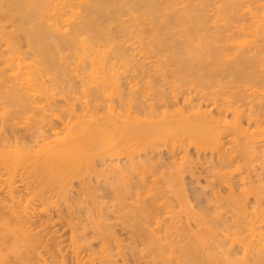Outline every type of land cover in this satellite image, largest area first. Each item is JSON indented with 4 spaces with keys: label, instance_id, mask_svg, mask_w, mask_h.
<instances>
[{
    "label": "bare ground",
    "instance_id": "6f19581e",
    "mask_svg": "<svg viewBox=\"0 0 264 264\" xmlns=\"http://www.w3.org/2000/svg\"><path fill=\"white\" fill-rule=\"evenodd\" d=\"M193 5H195L193 0H0V14L5 16L4 22L0 21V41L2 38V42H5V46L7 47H5L6 51L8 52L9 50V53H7L9 56L7 57L5 55L7 57L6 59L4 57V59L1 58L4 60L5 65L2 63L3 60H1V63L5 67L13 66L10 67L11 70L16 65L17 70H15V73L13 71L12 74L14 78L17 79L21 73H19L21 69L27 67L32 68L34 65L25 62L27 60H23L25 58H21V55L19 56L22 51L17 48V46L19 47L17 45L19 41L16 40L17 43L15 44V41L13 42V39L11 40L12 37L16 38L20 35L27 39L26 45L30 48L29 50L40 51L41 49L44 51L45 49L42 48L51 49L53 47V50H56L55 47L58 48L60 46H66L65 48L67 49L74 47L75 51L79 50V54L82 55V58H80L81 55L79 56L77 53V56H79L78 60L81 63L82 61L80 59H85L87 54V59H91L92 56H89V52L93 53L91 51L96 50L98 47V51L96 50L97 52L94 51L92 54L95 55L94 59L92 58L95 61L91 62L89 60L91 64L96 63V59L98 58L95 59V57L100 54L101 49L99 47L101 46L100 48H103V54L101 53L102 55L97 56L100 59L97 63L103 64L104 68L109 67L105 70L106 75L103 72L104 74L100 77L107 76H104L105 79L102 78L104 82L101 80L103 85L100 87L101 84H98V81L97 85H94V88L95 86L98 87L94 90H92V87V89L89 88L88 91L90 92L88 94L85 93L86 96L82 95L79 97L78 92L75 91L76 88H74V92L78 96L73 91L74 96H70L71 93L68 95L69 92L66 93V90H71V86L69 85V88L65 92H63L64 90L62 91V88L60 90L63 93L58 91L59 95H61L60 98L64 99L70 109L69 111L63 110V113L66 112L64 114H60L62 112L52 114L57 113V110L55 111L53 108H50L51 101L54 102L56 97H59L57 91H54L57 88H53V84L56 83L52 82L54 79H51V76L49 77L52 80L51 83H53L52 88L54 90L48 89L51 87V83L48 85L49 87L45 84L46 87L42 90L40 86L46 82H41L43 74L37 75L38 77L35 75V83H38L40 78L39 82L41 83H38L40 90H38L39 92L36 90L38 87L37 84V87L34 89L37 92L35 93L36 95L33 94V96L31 94V97L29 94V97L25 100H23L24 97L23 99L20 98L19 101L21 102L23 100V102L21 104L17 103L21 105V108L18 106V109L21 110L17 111H20L18 113L22 114L23 111L26 112L30 108L37 109V107L43 106V108L39 109L44 110L43 112L46 115L47 113L48 115H52L48 118L43 114L44 117L42 119L40 117L39 121L35 120L31 127L26 128L25 131L22 128L21 132V125L17 126L18 129L15 126L17 125V121H15L14 117L16 118L19 115L15 109L16 112L13 113L17 115H13V119L10 118V120H4L0 123V141L3 144L6 143L5 145L11 143L12 140H14L16 145L20 146L21 144L25 146L24 143L36 147L39 145L38 148L41 147V150L37 148L36 151L39 153L46 145L41 146V143H44L48 138L51 139V135L57 138L64 133L61 135L62 137L64 136V139L65 136L72 138L74 135L76 137L79 135L78 138L74 136V139L72 138L74 141L72 142H70L72 139L68 140L69 144H66L67 146L63 145L65 142L68 143L65 141L66 139H60L65 141L63 144L61 143L62 146L58 141L59 145H57L60 148L58 146L56 147L55 144L57 142L54 143L55 140L59 139H55L53 136L55 140L51 139L53 142L51 140L47 142L50 146L51 141L53 143H51V147L54 145L55 147L53 148L55 149H53L54 151L50 150V147L46 145L49 149L48 152L44 149L46 151H43L44 155L47 153L43 156L44 159L46 157L49 161L54 156L53 162H55L56 158V161L63 162L68 159H65L66 156L69 157L72 153L74 154L75 147L77 148L79 145L86 144L90 145L91 148L93 146L94 150L96 149V157H99L98 159L103 162V165H112V169L110 168L111 174H114L112 177L123 180L122 183L120 181L121 179L118 180L120 185L127 182L124 178L128 174L130 179L132 177V180H134V175H140L139 178L137 176L135 177V180H138L136 183L134 181L131 183L132 180H128L130 184L126 185L128 182L124 184V187L126 186L125 188H121L122 186L120 187L117 184V188L113 189L115 186H111L110 183L112 182H110V186H107L112 188L113 193L107 190V193H110L109 196H111L109 197L107 195V197L112 198L113 195V199L117 202L114 203L113 199L111 200L109 198L107 200L104 199V201H111L110 204L106 202V205L108 204L109 206L112 204L114 209L118 208L117 211L119 210V212L117 214L120 213V218L124 215L126 217L131 213L135 215L131 214V216H127L129 219L136 220L131 222L128 219L131 225L129 227H133V229L129 227L127 229L129 231L134 230L135 235L137 234L134 236V238L136 237L133 240L134 242L136 239L144 241L142 245H146V248L143 251L147 250V253H150L148 254L152 257L153 264H199L200 261H207V264L208 262L210 264H222V260H227L226 262L229 264H232L231 262L233 261L234 264L236 258L233 260L232 256L235 255L234 250H236L237 245L243 248L244 257L246 254L250 256L247 259L245 257L244 259L246 260L238 264H264V99H262L264 95V88H262L264 87V82L260 84L264 80V0H257L255 7L251 4H245V1L242 0H223V3L221 2L217 7V12L214 10L219 15L216 14L217 26V17L221 16L219 18L221 24L219 23L220 25L218 27L222 30L218 35L213 36V40L208 42L207 45L204 44L202 36L194 32L196 31L194 29L195 26L192 27L198 23L197 16H199L198 13L193 12ZM190 7H192V13L197 14H194L196 19L191 17L197 21L196 23H192V25L190 23L193 20L191 21L190 17L186 16L188 15L187 11L190 10ZM195 11L198 12L196 9ZM193 14L190 15L193 16ZM187 17H189L188 21L190 22L188 24L183 22ZM99 18L100 20L102 18L106 19L109 21V24L104 26L103 24H107L108 22L99 23ZM7 22H11L9 23L11 28H8ZM112 25L123 33L122 36L125 38L123 43H116L114 41L115 38L113 39L111 37V32L114 29ZM6 35H10L8 36L9 38ZM248 37L252 39L249 41ZM4 38H8L9 40L5 39L4 41ZM98 42H101V45ZM96 45L99 46L96 47ZM18 50H20L19 54H17ZM81 52H85L86 55L84 56L83 54L85 53ZM111 52L117 58V60L115 58L113 59L117 63L110 60ZM41 58L44 59V56ZM45 58L47 59V56ZM87 59L85 60L88 61ZM112 64L116 65L117 71L120 70H118V67L123 69L118 73L124 79L127 75L130 77L129 72L131 71L134 73L133 76L136 75L135 72L137 70L139 74H142L139 76L146 80L139 81L138 83L135 82L136 84L133 83L136 86L131 84L130 94L132 93V95H128L126 92L127 94L125 96V90L122 89L123 84L120 82L122 78L120 75L118 76L117 71H112L115 70V66ZM195 64H200L202 69L207 65V70L210 68L209 65H212V67L208 72L201 70L199 74L201 72L203 74L206 73L205 77H201L203 75L201 74L197 78L196 76L199 74L195 76V72L200 69L196 70ZM113 67L114 69H112ZM169 67H173L174 69H169ZM132 68L133 70H131ZM12 75L10 77L13 78ZM33 75L28 78L26 77L24 80H27V82L31 79L34 80L31 78ZM139 76L134 77L140 78ZM54 77L56 79V76H52V78ZM134 77L133 82L137 79L134 80ZM156 77H161V79L163 77V79H159L158 81L161 80V82H158L155 80L157 79ZM140 82L143 85H139ZM58 85L60 87L62 85L63 87V84H59V82ZM166 87H168V90ZM63 89L65 88L63 87ZM68 96L77 100V103L80 105L78 107L81 111L75 107V103H69ZM0 97V99H3L2 96ZM40 97L41 99L45 98L43 101H46L48 106H50V110H54V112L52 111L49 114L46 111L45 113L44 107L47 104ZM38 100H41L45 105L41 101L38 102ZM38 103L42 105H38ZM69 104H74V106H69ZM98 113L100 115L97 116ZM18 117L21 118L22 116ZM81 140H85V142L83 141L84 143H82ZM88 140L89 143H92L89 144ZM73 142H75V145L72 148L71 145L74 144ZM8 146L10 147V145ZM192 146H195L193 147L195 151L200 152L198 155L203 150H210L211 155L210 158H205V165H203L205 185H201L202 189H199L201 191L198 193H195V190V194L189 195L186 189L187 187L185 186L186 175L190 174L192 176L191 178H194L196 182L200 176H203V173L197 176V172H195V163L197 161L195 162L191 159L192 157L189 158L188 156L191 155L188 151ZM67 147L74 150L68 149L70 150L68 152V150L64 149H67ZM93 148L91 151H93ZM62 150L61 155L60 151ZM163 152L168 153L173 159V161L168 160L169 162L171 161L169 164H179L178 167L174 165L176 167V170H173L174 172H171V169L167 171L160 170L158 172H161L160 175L163 173L160 178L166 176L164 179L167 180V185L161 183L166 182L162 181L164 179L159 180L158 177V179H155L154 174H151L154 172L153 170H155V173L157 171L153 169L154 162H152V159L156 155H162ZM181 153H183L179 157L181 158V162H177L179 160L177 157ZM49 155L51 156L50 158L48 157ZM92 155L94 154L92 153ZM60 157L62 158L61 160ZM162 159L158 160L160 161ZM147 160L149 161L147 162ZM164 161L160 162H162L161 164L165 163L164 168L166 169L167 162ZM93 162L90 164L92 165ZM145 162L149 164H145ZM9 163L7 161L3 163L0 166V170H2L1 168H9L11 164ZM150 164H152V167H148ZM89 165H87L88 169H86L88 170V175L90 173V167L91 169L93 167V165ZM116 168L117 170H115ZM0 173L3 172L0 171ZM146 175H150L152 178L155 177L152 179L155 180L153 184L155 188L153 187L152 191L157 188L155 183L158 184L159 182L162 184V186L158 184L159 190L156 189L157 192L154 191L156 192L154 193L155 195L152 192V194L149 193L151 190L150 187L153 186L151 185L153 181L151 184H149L150 182L147 183ZM157 180L159 181L156 182ZM118 181L115 183H118ZM83 183L87 184V181H83ZM83 183L81 186L85 190ZM201 183L198 182L197 185ZM147 184L150 185L148 187L150 190H148ZM60 185H58L61 187H58V194L55 192L57 194L55 198H59L57 202L55 199V204L60 201L71 208L72 201L69 192L70 190L72 191L71 186H68V183L65 181L62 183L63 186ZM88 185L89 183L85 186L87 187ZM108 187L106 188L108 189ZM144 189L148 190V194L150 195L145 199L144 197L147 196V193H144L147 191ZM143 191L145 192L143 193ZM92 192L95 191L92 189L90 192L89 190L88 193L90 196L85 195V198L87 196L94 198L95 194H92ZM105 192L104 194H106ZM134 193L136 194L135 197ZM13 194L12 196L10 195L12 197L11 201H14L12 200L14 199ZM130 195L133 196L132 198H135L133 203L129 201L128 196ZM152 196L154 197V200H152L154 202H150L155 204V206L153 205V210L147 208L149 207V202L146 205H144L145 203L142 204V201L144 202V200H148ZM191 197L199 203V208L202 207L199 212L195 210L196 207H193L195 205H192V201L194 200H191ZM85 198L84 201L86 200ZM158 198H161V201ZM96 199H94L95 202ZM99 199L97 206L101 207L100 203H103V200L101 198ZM151 199L153 198L149 200ZM252 199L253 201H251ZM90 200L93 201V199ZM125 200L131 204L129 205ZM95 202H90V205H87L91 207ZM18 203L20 204V202ZM136 203H139V206ZM94 204L91 208L86 206L88 216L89 213L96 212L94 207L96 208L97 206L96 204L94 206ZM132 204H134V208L140 207L142 204L140 208L143 209H141V212L138 211L139 208L137 210H134V208L133 210H127L128 206L131 208ZM9 205L11 208L8 210V213L10 211V214L0 215V264H10V256L19 258L20 261H16L17 263L19 262L18 264H28L29 262L26 261V258L29 259L33 256L42 257L41 250L38 249L40 244L36 245V241L40 240L38 242L42 246L41 234L38 233L40 235H38V238L40 237L38 239L37 233L35 234L33 229L28 231L29 228L27 229V225L26 227L23 225L27 219L25 221L23 220V223L16 222V224L14 221L12 222L11 219L16 217L17 213L12 209L13 206L11 204ZM25 207L26 211H28L27 204ZM82 208L85 209V207ZM111 208L109 211H114ZM77 209L79 210V208ZM73 210L75 209L73 208ZM135 212H137L136 214H142L144 217L137 216ZM102 213L101 211L99 216ZM93 215L89 218L97 216L95 215L93 217ZM115 216L117 218V215ZM77 217L79 216H76L75 220L74 216L71 215L68 222L73 229L71 237L74 241V246L72 247L74 248V252L79 255L78 252L81 250L78 249L85 247V244L88 246L92 238L94 241L98 240L100 242V248L99 250L96 248L98 251H95L96 249L94 248V252L89 251V264H119L120 262L118 263L117 256L122 255L124 252L122 251L124 247L122 245L123 242L119 240H124L115 237L116 235L113 229L111 227L109 229L110 223L108 221L105 222L107 217L104 219L105 216L103 217L102 214L99 218L97 217V222L94 219V223H91L90 219H86L87 221L89 220V223L85 222L88 224L81 223L80 217L79 219ZM125 219L122 218L121 222L120 219L118 221L122 223V220L124 222ZM152 219L155 222L152 223ZM90 223L92 225L96 223V226H92ZM115 223L117 224V222ZM120 223L117 226H120ZM192 224L195 226H192ZM122 227L125 228L124 225ZM88 229H94L90 231L93 233L90 239L88 236L89 233L87 234ZM134 233L129 238H132ZM36 238L37 240H35ZM113 244L117 246L116 248L113 247L116 249L115 251L112 250ZM228 244L230 245L226 247ZM140 247L141 249L144 248L141 245ZM146 256L148 257V255ZM146 256L144 255V258ZM13 260L15 262V259ZM46 260H43L41 264H47ZM44 261L45 263H43ZM63 261L62 263L65 264L66 260Z\"/></svg>",
    "mask_w": 264,
    "mask_h": 264
},
{
    "label": "rangeland",
    "instance_id": "374dc122",
    "mask_svg": "<svg viewBox=\"0 0 264 264\" xmlns=\"http://www.w3.org/2000/svg\"><path fill=\"white\" fill-rule=\"evenodd\" d=\"M194 1V4L195 5H193V12H196V13H198V15L200 16V18H199V16H197V21H198V23H196L197 21L195 20L196 18L194 17V14H196V13H192V7H190V10H188L187 11V14L188 15H186V16H189L190 17V20L192 21L191 23L188 21L189 19V17H187L183 22H185L186 24H188V23H190L191 25H192V23H196V25L194 24L192 27H194V29L196 30V31H194L196 34H199V35H201L202 36V38H203V42H204V44L205 45H207L208 44V42H210V41H212L213 40V36H215V35H218V33L222 30L220 27H218L220 24H221V21L219 22V18L221 17H217L218 18V26H217V24H216V16L218 15L217 13H215L214 12V10H216V12H217V7L220 5V3L222 2L223 3V0H193ZM236 1H238V0H236ZM242 1H245V4H251L253 7H255V5L257 4V0H254V2H253V0H242ZM227 5H228V3H226ZM195 9L196 10H198V12L197 11H195ZM191 12V13H190ZM192 15L193 14V16H191L190 14ZM217 14V15H216ZM197 15V14H196ZM3 15H1L0 14V21H2V22H4V19H5V16H3ZM219 16V15H218ZM191 17H194L195 19H193V18H191ZM97 18H98V16H97ZM125 18V17H124ZM99 20V23L100 22H102V23H107V24H103L104 26L105 25H108L109 24V21H107L106 19H101L100 20V18L98 19ZM195 20V21H194ZM188 21V22H187ZM8 23V28L10 27L9 26V23H11V22H7ZM101 23V24H102ZM220 23V24H219ZM12 25V24H11ZM175 25V24H174ZM113 26V31L111 32L112 34H111V37L114 39L115 38V42L116 43H123V40L125 39L122 35H123V33L119 30V29H116L115 27H114V25H112ZM11 28V27H10ZM193 29V30H194ZM113 35V36H112ZM8 36H10V35H6V37H8ZM23 37V38H22ZM9 38V37H8ZM8 38H4V41H5V39H7V40H9ZM13 39V42L15 41V44L17 43L16 42V40L17 41H19L18 43L19 44H17V45H19V47L17 46V48H19L20 50H22L21 51V54H19L20 53V50H18L17 51V54H19V56L21 57V58H25V59H23V60H27V61H25V62H29V63H32V64H34L33 65V67L32 68H25V69H21L20 71H19V73L21 74H19V79H18V77H17V79L16 78H14V76L12 75L13 74V71H14V73H15V70H17V67H15L16 65H14V69L13 70H11L10 69V67H13V66H9V67H5L4 65V58L6 59L9 55L7 54V53H9V50H8V52L6 51V49H5V42L3 43L2 42V38H1V41H0V96H2L3 97V99H0V123L2 122V121H4V120H10V118H12L13 119V115H17V114H19L18 112H20V111H17V110H21V109H18L21 105H19V104H17V103H22L23 102V100H25L27 97H29V94H30V96L32 97V95L33 94H35V93H37V92H35L34 91V89L37 87L36 85L38 84V83H44L43 81H46L44 84H41V88H42V90H44V88L46 87L45 86V84L47 85V87H49L48 85H50V83H51V81L52 80H50L49 79V77L51 76V79H54L52 82H56V83H51V87H49L48 89H56V90H54L55 92L57 91V93H58V95H59V92L60 93H63V92H65V90L67 89V88H69V86H71L70 87V91H68V89L66 90V93L67 92H69L68 93V95L71 93V95L70 96H74V93L75 94H77L76 92H74V88H76V90L75 91H77L78 92V94H79V97H81L82 95H84V96H86V94H88L90 91H88L89 90V88H91L92 90H94L96 87H98V86H95V88H94V85H97V82L99 81H101V80H103V79H105V77H107V76H105L106 75V71L105 70H107V68H109V67H107V68H104V66H103V64H100V63H97V61L99 62L100 61V59H99V57H97V56H100V54L102 53L103 54V52H102V50H103V48H100L99 47V49H101L100 50V54L99 55H97L96 57H95V59L96 58H98V59H96L97 61H96V63H93V64H91V62H93V61H95V60H93L94 59V56L95 55H92L93 53H94V51H98V47L97 46H99V45H101V42H98V43H100L99 45H96V50L94 49L93 51H91V52H93V53H90L89 51H86V52H89V56L91 57L92 56V58L91 59H89V60H91V62L87 59V57H88V54L86 55V53L85 52H81V53H85V54H83L84 56H85V59H87L88 61H86L85 59H80L81 61H82V63L78 60L79 58V56L81 55V54H79L80 52H78L79 50H77V51H75V48L74 47H69L68 49L67 48H65V47H63V46H60V47H55V49L56 50H53L54 48L53 47H51V49L50 48H42V49H45L44 51H42L41 49H40V51H42V52H40V51H38V50H36V51H34L33 49L32 50H29L30 48L29 47H27L28 45H26L27 44V39L26 38H24V36H19V37H16V38H14V37H12L11 38V40ZM54 39V38H53ZM248 39H249V41L252 39V38H249L248 37ZM247 39V40H248ZM22 42H21V41ZM118 41V42H117ZM21 42V43H20ZM3 43V44H2ZM103 43V42H102ZM21 44H22V47H21ZM21 47V48H20ZM7 48V47H6ZM63 48V49H62ZM71 48V49H70ZM72 48H74V49H72ZM125 48V47H124ZM5 49V50H4ZM49 49V50H48ZM57 49H59V50H57ZM96 51V52H97ZM22 52H24V53H22ZM35 52H37V53H35ZM95 52V53H96ZM77 53L79 54V56H77ZM101 54V55H102ZM7 57H6V56ZM42 57V56H44V59H42L40 56ZM47 56V59L45 58ZM4 57V58H3ZM1 58H3V59H1ZM80 58H82V55L80 56ZM116 59L117 60V58L114 56V54L112 55V52L110 53V60L112 61V62H114V63H117V62H115L116 60H113V59ZM1 60H3V62L1 61ZM39 63H38V62ZM110 61V62H111ZM4 64V65H2V63ZM7 65V64H6ZM113 65V64H112ZM112 65H111V67H112ZM196 65V64H195ZM202 65V64H201ZM205 65V64H204ZM113 66H115V70H112V71H117L116 69V65H113ZM198 66V67H197ZM207 65H205L204 67V69H202L201 67H200V64H197L195 67H196V70L198 69H200L199 71H196L195 72V76H196V74H199V72L202 70H204L203 72H205V70H206V72H208V70L212 67V65H209L210 66V68H208V70L206 69L207 67H206ZM208 66V67H209ZM5 67V68H4ZM6 68H8V69H6ZM16 68V69H15ZM103 68H104V70H103ZM112 69H114V67L112 68ZM120 69V70H119ZM169 69H174L173 67H169ZM41 70V71H40ZM118 70L119 71H117V74H118V76L120 75L119 73L121 72V70H123V69H121V68H119L118 67ZM131 70H133V68L131 69ZM135 70V69H134ZM39 71V73H37ZM42 71H43V73H42ZM18 72V71H17ZM105 73V77L103 76L102 78H100L104 73ZM119 72V73H118ZM132 72V71H131ZM131 72H129V75H130V77H128V75L127 76H125V79H124V77L123 76H121V80H120V82H121V84H123L122 86H123V88L122 89H124L125 90V92H124V94H125V96H126V94L128 93V95H132V93L130 94V87L133 85V86H136V85H134L133 83H135V82H139V81H144V80H146V79H143V78H141L139 75L141 74H139V71L137 72V70H136V75H134V76H139L140 78H138V77H134L133 76V72L131 73ZM203 72H201V74H203ZM41 73V74H40ZM49 73V74H48ZM132 75H131V74ZM137 73H138V75H137ZM154 73V72H153ZM152 73V74H153ZM264 73V72H263ZM10 74V75H9ZM34 74V75H33ZM44 76H43V75ZM51 74V75H50ZM201 74H199V75H197L196 77L197 78H199L200 77V75ZM205 74L206 73H204L203 75H201V77L202 76H204L205 77ZM13 76V78L12 77H10V76ZM31 75H33L31 78H33L34 80H30L29 82H27V80L25 81L24 79L27 77H30ZM38 75H42V80H41V82H39L40 81V78H39V81H38V83H35L36 81H35V77ZM49 75V76H48ZM142 75V74H141ZM9 76V77H8ZM37 76V77H38ZM52 76H56V79H55V77L54 78H52ZM132 76V77H131ZM155 76V75H154ZM153 76V77H154ZM173 77H174V75H172ZM171 76V77H172ZM199 76V77H198ZM133 77H134V82L132 81L133 80ZM146 77H147V75H146ZM176 77H177V75H176ZM203 77V78H204ZM130 78V79H129ZM157 78V77H156ZM219 78V77H218ZM218 78H217V80H218ZM30 79V78H29ZM28 79V80H29ZM37 79V78H36ZM159 79H161V77H158L157 79H155V80H159ZM162 79H163V77H162ZM161 79V80H162ZM183 79V78H182ZM264 79V78H263ZM50 80V81H49ZM123 80V81H122ZM161 80L160 81H158V82H161ZM34 81V82H33ZM59 82V84L61 83V84H63V87L65 88V89H63V87H62V85H61V87H60V85H58V82ZM98 82V84H101L100 85V87L103 85V82H104V80H103V82L101 83H99ZM163 82V81H162ZM263 82H264V80L260 83V84H263ZM52 84H53V88H52ZM75 84H76V87H75ZM132 84V85H131ZM136 84V83H135ZM161 84V83H160ZM65 85V86H64ZM66 85H67V87H66ZM69 85V86H68ZM139 85H143V83L142 82H140V84ZM44 86V87H43ZM58 86V87H57ZM261 86V85H260ZM263 86H264V84H263ZM38 87H39V84H38ZM38 87L36 88V90L38 91V90H40V87H39V89H38ZM56 87V88H55ZM62 88V91L60 90ZM167 88V90H168V87H166ZM165 88V89H166ZM262 88H264V87H262ZM87 89V90H86ZM90 89V90H91ZM85 91V92H83V91ZM91 90V91H92ZM123 90V91H124ZM166 90V91H167ZM264 90V89H263ZM59 91V92H58ZM74 93H73V92ZM39 92V91H38ZM127 92V93H126ZM86 93V94H85ZM32 94V95H31ZM73 94V95H72ZM78 94L76 95V96H78ZM81 94V95H80ZM36 95V94H35ZM127 95V96H128ZM34 96V95H33ZM60 96L61 95H59V97L58 98H60ZM70 96H68V100H69V103H75V107L77 108V109H79L80 110V108L78 107V106H80L78 103H77V100L76 99H72V97H70ZM83 96V97H84ZM262 96V95H261ZM264 96V95H263ZM263 96H262V99H264L263 98ZM23 97H24V99H23ZM1 98V97H0ZM6 98V99H5ZM20 98H22L23 100L20 102L19 100H20ZM37 98L39 99V97L37 96ZM58 98L56 97V100H54V102L53 101H51L52 103H50L51 104V107L50 106H48V104L46 103V101H43V99L45 100V98H42L41 99V97H40V99L44 102V103H46L47 105H46V107H47V109H46V107H44V109H45V113H46V111H48L49 112V114H50V112H54V110L56 111L57 110V113L55 112V113H52V114H59L60 112H62L63 110H67V111H69L70 109H69V107H68V104H66V102L64 101V99L63 98H60V99H63V100H58ZM18 99V100H17ZM16 100H17V102H16ZM40 100V101H41ZM8 101V102H7ZM19 101V102H18ZM39 100H38V102H40ZM41 101V103H43ZM71 101V102H70ZM41 103H38V105L39 104H41ZM43 103V104H44ZM49 104V105H50ZM55 104H57V105H55ZM15 105H17V106H15ZM42 105V104H41ZM40 105V106H41ZM45 105V104H44ZM73 106H74V104H72ZM71 104H69V106H72ZM19 106V107H18ZM53 106V107H52ZM56 106V107H55ZM53 108L54 110H50V108ZM21 108V107H20ZM39 108H43V106L42 107H39ZM38 107H37V109L35 108H28L29 110L28 111H23V113L22 114H19V115H17L16 116V118L14 117V119H15V121H17L16 123H17V125H15L16 126V129H18L17 128V126H19V125H21V132H22V128H24L23 129V131H25V129L26 128H28V127H31V125L35 122V120H40L39 118L41 117V119H42V117H44V115H45V117H48V118H50L49 116H51L52 114H50V115H48V113H47V115L46 114H44V110H42V109H39ZM15 109H16V111H15ZM27 110V109H26ZM50 110V111H49ZM81 111V110H80ZM13 112H16L15 114L13 113ZM25 112V113H24ZM59 112V113H58ZM64 113H66V112H64ZM63 112L62 113H60V114H64ZM100 113H102V111H100ZM44 114V115H43ZM95 115V114H94ZM98 115H100L99 113L97 114V116ZM18 116H22L21 118H19ZM97 116H95V117H97ZM88 119V118H87ZM37 122V121H36ZM24 125V126H23ZM27 125H30V126H27ZM25 126H27V127H25ZM20 128H19V130H20ZM60 131H61V129H59ZM78 132V131H77ZM26 133H28V132H26ZM62 133V132H61ZM60 133V134H61ZM66 133V132H65ZM64 134V133H63ZM63 134H61V135H63ZM59 136V137H57L59 140H55V139H57V138H55V136L54 135H51V139H53V136H54V138L55 139H53V140H55L54 141V143H56L55 145H56V147L59 145V143H60V145H61V143L63 144L65 141H67L68 143H64L63 145H66V144H69V141L68 140H71L74 136H72V138L71 137H67V136H65V139H64V136L62 137V136ZM78 137H79V135H77ZM67 137V138H66ZM76 137V136H75ZM78 137H76V138H78ZM64 139L63 141L62 140H60V139ZM69 138V139H68ZM81 139H82V137H80ZM51 139H47L44 143H41V146L43 145H48L49 146V144H48V140H51ZM74 139V138H73ZM71 140L70 142H72V141H74V140ZM84 139V138H83ZM53 140H51L52 142H53ZM50 141V150H53V149H55V148H53V147H55L54 145L51 147V145L53 144L52 142ZM58 141H59V143H58ZM78 141H80V140H78ZM82 141V140H81ZM84 142H85V140H83ZM82 141V143H84ZM87 141V140H86ZM77 142V141H76ZM52 143V144H51ZM74 144L73 145H71L72 146V148H73V146L75 145V142H73ZM79 143V142H78ZM81 143V142H80ZM88 143H89V140H88ZM87 143V144H88ZM90 143H92V142H90ZM89 143V144H90ZM6 143H2L1 141H0V166L3 164V163H5L6 161L7 162H10L9 164H10V166H9V168H7V169H5V168H1L2 170H0L1 172H3V173H0V215H6V214H10V211H9V213H8V210L11 208L10 207V205L8 206V204H11L13 207H12V209L13 210H15V212L17 213L16 214V217H13L12 219H11V221L13 222L14 221V223H18V222H22L23 223V220L25 221L26 219V221L24 222V226L26 227V225H27V229H28V231H30V230H34L35 231V234L37 233V238H38V233H40L41 234V242H43L42 243V246H41V243H39L40 242V240H37V238L35 239V240H37L36 241V245H39L37 248L38 249H40L41 251H40V253H41V258H39V257H35V256H33V257H31V258H26V261L27 262H29L28 264H41V262L43 261V260H46V263L47 264H63L62 263V261L64 260H66L65 262V264H79L80 263V261H81V263L80 264H89L90 262V258H89V251H93L94 252V249H98L99 250V248H100V242L97 240H93L92 238L90 239V237L92 236V234L93 233H91L90 231L92 230H94V229H88L89 231H87V234L89 233V239H90V241H89V243H91L92 241V244H90L89 245V243H88V246L85 244V247H83V248H79L78 250H81V251H79L78 253H79V255H77L75 252H74V248H72L73 246H74V241H73V239H72V237H71V232H72V228L70 227V225H69V219L71 218V215L72 216H74V219L76 220V216H79L80 217V222L81 223H85V222H88L89 223V220L87 221L86 219H90V221H91V223H94L95 222V220H96V222H97V217L99 218L102 214H103V217H104V219L107 217V219L105 220V222L106 221H108V223H110L109 224V229H110V227L113 229V231L115 232V237H118V238H121V239H123L124 241H122V240H119V241H121V242H123V249H122V251H124L123 252V256L122 255H120V256H117V260H118V263L119 264H147V262H148V264H153V259H152V257H150L149 256V254L147 253V250L146 251H143V249L145 250V248H146V245H142V242H144V241H141V239H138V240H140L139 241V243H138V240L136 241L135 240V242L133 241L135 238H134V236H136L135 235V233L133 232L134 230H131V231H129L128 229L129 228H131V229H133V227H129V226H131L129 223V220L131 221V222H134V220H132V218H130L129 219V217H127V216H131V214L130 215H127L126 217H125V215L124 216H122V218H126L125 220H127V221H125L124 220V222H125V224H123L124 222H123V220H122V223H120L121 222V219L122 218H120V213L119 214H117L118 212H119V210L117 211V209H114V206H112V204L111 205H109L108 206V204H110L111 203V201H104V199H106L107 200V198H109V197H111V196H109V194L107 193L108 191L107 190H109L110 192L112 191V193H113V190H112V188L111 187H108V186H110L109 185V183L110 182H112V183H110L111 184V186H115L113 189H116L117 188V184H119L120 185V183H119V179H121V178H119V179H116V177H112V176H114V174H111V170H110V168L112 169V165H109V166H107V165H103V162H101V160L100 159H98L99 157L97 156L96 157V155H97V152H96V149L94 150V148H93V146H92V148H93V151H91L92 150V148L90 147V145H86V144H82V145H85V146H82V145H77L78 147L76 148L75 147V150L74 149H72V148H70V147H67V149L66 148H64L65 150H68V149H72V150H74V154L72 153L69 157L68 156H66V158L65 157H62V158H65V159H67V160H65V161H63V162H61V161H56V159H55V162H53V157L54 156H52V160H50L49 159V161L47 160V158L45 157V159H44V157L43 156H45L44 155V152H48V149L49 148H47V146L45 145L44 146V148H42L43 150L42 151H39V153L38 152H36L37 151V148H38V146L39 145H37V147L36 146H34V148H32L33 146L30 144V146L29 145H26V143H24L25 144V146L23 145V144H21V146L20 145H16L15 143H14V140H12L11 141V143H9V144H7V145H5ZM28 144H29V142H28ZM58 144V145H57ZM71 144V143H70ZM77 144V143H76ZM8 145H10V147L8 146ZM23 145V146H22ZM92 145V144H91ZM28 146V147H27ZM32 146V147H31ZM62 146V145H61ZM67 146V145H66ZM9 147V148H8ZM21 147V148H20ZM24 147H26V148H24ZM30 147V148H29ZM46 147V148H45ZM59 147V146H58ZM193 147H195V146H192L191 148H190V150L188 151V152H190L191 153V155H188V152H187V155L189 156V158H191V159H193L196 163H195V167H196V169H195V172H197L196 174H197V176H198V174L199 175H202V173H203V176L200 178L199 177V180L196 182V180L193 178H191L192 176L190 175V174H187L186 175V179H185V183H186V189L188 190V193H189V195H193V194H195V193H198L199 191H201V190H199V189H202L201 188V185L203 186V184L205 185V178H203L204 176H205V171H204V169H203V165H205L204 163H205V158H210V155H211V152H210V150H207V151H205V150H203V151H205V152H201V154H199L198 155V153H200V152H198L197 150L195 151V148H193ZM32 148V150H30ZM40 148V150H41V147H39ZM39 148H38V150H39ZM52 148V149H51ZM60 148V147H59ZM96 148V147H95ZM44 149H46V151H44ZM58 149V148H57ZM70 150H68V152L70 151ZM44 151V152H43ZM54 151V150H53ZM58 151H59V149H58ZM40 152H43V153H40ZM51 152V151H50ZM49 152V153H50ZM63 152V150L62 151H60V154ZM73 152V151H72ZM94 154V155H92V153ZM52 153V152H51ZM50 153V154H51ZM41 154H43V155H41ZM64 154H65V152H64ZM69 154V153H68ZM52 155V154H51ZM58 155V154H57ZM56 155V156H57ZM62 155V154H61ZM183 155V153H181V154H179V156L177 157V159H179V160H177V162H181V158H179V157H181ZM55 156V157H56ZM94 156V157H93ZM161 156V157H160ZM200 156V157H199ZM49 158L51 157L50 155L48 156ZM60 157V160L62 159ZM156 157V158H155ZM153 159H152V162H154V168L153 169H156L157 171H156V173H155V170H153L154 172H152L151 174H154V176L156 177H150V175H146V177H147V183H149V184H151L152 183V181H153V183L151 184V185H153L154 184V182H155V180H152V179H158L159 178V180L160 179H164V177H166V176H163V178H160L161 177V175H163V173L160 175V173H158L160 170L162 171V170H170L171 169V172H174L173 170L176 168V167H174V165L175 166H177L178 167V163H175V164H169L170 162L168 161V160H172L173 161V159L170 157V155L168 154V153H166V152H163L162 153V155H160L159 154V156L158 155H156ZM169 157H170V159H169ZM59 158V157H58ZM96 158V159H95ZM163 158V159H162ZM199 158V159H198ZM11 159V160H10ZM158 159H162V160H160V161H164V162H167V164H166V169L164 168L165 167V163H163V164H161L162 162H160ZM198 159V160H197ZM8 160H10V161H8ZM151 160V159H150ZM88 161H91V162H93V167H92V169H91V167H90V169H89V175H88V170H86V169H88V167H87V165H89L91 162H88ZM124 161V160H123ZM122 161V162H123ZM149 160H147V162H148ZM199 161H201V162H199ZM203 161V162H202ZM14 162V163H13ZM17 162V163H16ZM60 162V163H59ZM88 162V163H87ZM101 162V163H100ZM147 162H145V164H149V163H147ZM152 162H150V163H152ZM95 163V164H94ZM201 163V164H200ZM13 164V165H12ZM18 164V165H17ZM153 164V163H152ZM152 164H150V166H148V167H152L151 165ZM197 164H199V165H197ZM16 165V166H15ZM91 164L89 165V166H92ZM198 167H197V166ZM202 165V166H201ZM96 167V169L94 170V168ZM114 166V165H113ZM155 166H158V167H156L155 168ZM160 166V167H159ZM108 167H109V170H108ZM115 167V166H114ZM114 167H113V169H114ZM13 168H14V170H13ZM160 168H162V169H160ZM205 168V167H204ZM6 170V171H5ZM94 170V171H93ZM115 170H117V168L115 169ZM141 171H142V169H140ZM176 170V169H175ZM199 171H200V173H199ZM204 171V172H203ZM6 172V173H5ZM92 172V173H91ZM110 172V173H109ZM139 172V171H138ZM140 173V172H139ZM3 174V175H2ZM156 174V175H155ZM91 175V176H90ZM109 175V176H108ZM166 175V174H165ZM190 175V176H189ZM137 176V175H136ZM135 175L133 176V179L134 180H132V177H131V179L129 178L130 176H129V174L124 178V179H126V181L128 182H126L125 180H124V182H126V183H124V184H126V185H129L130 184V180H132L131 181V183L134 181V183H136L137 181L135 180L136 177ZM152 176V175H151ZM85 179H84V178ZM109 177H110V179H109ZM138 178L140 177V175L139 176H137ZM148 177H150V178H148ZM158 177V178H157ZM82 178H83V181L84 182H86L87 181V184L89 183V185L87 186L88 187V189H87V187L85 186V185H87V184H85V183H83V181H82ZM91 178V180H89ZM127 178H129V179H127ZM114 179V180H113ZM204 179V180H203ZM129 180V181H128ZM159 180H157L156 182H158ZM64 181L65 182H67L68 183V186H71V189H72V191L70 190L69 192H70V196H71V208L69 207V206H66L65 204H63V202H60L59 200V202L57 203V204H59V206H57V204H55V199H56V202H57V199H59V198H55L56 197V195L58 194L57 192L59 191L58 189L59 188H61V187H59L58 185H62V183H64ZM81 181H82V183L84 184V189L85 190H83V188H82V186H81ZM90 181H91V184H90ZM106 181H108L107 182V184H105L106 183ZM116 181H118V183H115ZM121 181V183L123 182V180L121 179L120 180ZM139 181H140V179H139ZM162 181H166V182H161L163 185H165L166 183H167V180H162ZM194 181V182H193ZM115 184H114V183ZM198 182L199 183H201L200 185H197L198 184ZM204 182V183H203ZM103 183H104V186H103ZM161 183H159L158 182V184H160L161 186H162V184ZM113 184V185H112ZM124 184L122 185H120V187L121 188H123L124 187ZM149 184H147L148 186H147V188L148 187H150V185ZM157 183H155V186L157 185V190H159V185H158ZM60 185V186H61ZM108 185V186H107ZM167 185V184H166ZM168 185H169V182H168ZM63 186V185H62ZM160 186V187H161ZM197 186V187H196ZM199 186H200V188H199ZM59 187V188H58ZM86 187V188H85ZM94 187V188H93ZM106 187H108V189L106 188ZM126 187V186H125ZM124 187V188H125ZM154 187V185L152 186V187H150V189L148 188V190H150L149 191V193H156L157 192V190L156 189H153L154 191H156V192H154V191H152V188ZM89 188H91V189H89ZM146 188V187H145ZM146 188V189H147ZM155 188V187H154ZM92 189H93V191H95V192H92V194L94 193L95 194V197H96V194H97V197L96 198H101V200H103L102 202L104 203V205H103V203H100V206L101 207H103V206H106V207H103L102 209H101V207H98L97 205V203H98V201L100 200H98V199H96L95 197L94 198H90L89 196H90V194L88 193L89 192V190H90V192L92 191ZM96 189H98V190H96ZM146 189H144L145 191H147V192H145V191H143V193L144 194H146L147 196H145L144 194H142V195H144L143 197H144V199L146 198V197H148V190H146ZM57 190V191H56ZM88 190V191H87ZM197 192H196V191ZM87 191V192H86ZM106 191V192H105ZM135 191V190H134ZM194 191H195V193H194ZM35 192V193H34ZM57 194H56V193ZM101 192H102V194H101ZM104 192L106 193V194H104ZM11 193V194H10ZM12 193H14L13 195H14V199H12V200H14V201H11V196H12ZM54 193H55V196H54ZM86 193H88V194H86ZM101 194V196H103V197H101L100 196V194ZM111 193V194H112ZM151 193V194H152ZM36 194V195H35ZM98 194H99V196H98ZM135 194V193H134ZM133 194V195H134ZM11 195V196H10ZM85 195H89V196H87V198L89 197L90 199H93V201L92 200H90L89 198L87 199V198H85ZM107 195L109 196V197H107ZM155 195V194H154ZM79 196H82V197H79ZM130 196H131V198H130ZM130 196H128L129 197V201L131 202V203H133V201H134V199L135 198H132L133 196L132 195H130ZM136 196V194L134 195V197ZM150 196V195H149ZM77 197V198H76ZM113 195H112V198H109V199H113ZM127 197V198H128ZM143 197H142V199H143ZM193 197V196H192ZM192 197H191V200H194V199H192ZM81 198V199H80ZM84 198L86 199V200H88L87 201V203H86V200L84 201ZM103 198V199H102ZM126 198V200H128ZM150 198H153V199H151V200H149ZM150 198H148V200H144V202L142 201V204L143 203H145L144 205H146V204H148V202H149V207H147L148 209H151V210H153V208H154V206H155V204H153L152 202H154V201H152V200H154V197L152 196V197H150ZM18 199H19V201H18ZM94 199H96V202L94 201ZM108 199V200H109ZM83 200V201H82ZM89 200H90V202L92 203V202H95V204H96V208L94 207V209L96 210V212H97V214H96V212L95 211H93L92 209V211L93 212H95V213H93V212H91L92 214H90L89 213V216H88V214H87V209H86V206H88V205H90L89 203ZM125 200V201H126ZM158 200L159 201H161V198H158ZM20 202V204L18 203V202ZM28 201V202H27ZM129 201H126V202H128V204H129ZM150 201H152V202H150ZM195 202H196V200H194ZM194 201H192L193 202V204H192V202H191V204L192 205H195V206H193L194 208H195V210H197V212H199V210L202 208L201 206V208H199V203L198 202H194ZM251 201H253V199L251 200ZM74 202H75V204H74ZM85 202V203H84ZM106 202L108 203L107 205H106ZM113 202L115 203V202H117L116 200H114L113 199ZM112 202V203H113ZM81 205H80V204ZM83 203V204H82ZM114 203H113V205H114ZM130 203V204H131ZM195 203V204H194ZM7 204V205H6ZM13 204H16V205H13ZM19 204V205H18ZM27 204V207H28V211H26V207H25V205ZM29 204V205H28ZM84 204H86V205H84ZM88 204V205H87ZM94 204V203H93ZM93 204H92V206L91 207H93ZM95 204H94V206H95ZM129 204V205H130ZM137 204V206H139L138 204L139 203H136ZM142 204L140 205V207L142 206ZM150 204H152V205H150ZM190 204V205H191ZM103 205V206H102ZM144 205H143V207H144ZM147 205V206H148ZM154 205V206H153ZM191 205V206H192ZM198 205V206H197ZM19 206V207H18ZM24 207V208H22V207ZM73 206H75V207H73ZM77 206V207H76ZM85 207V209L84 208H82V207ZM111 206H112V208H111ZM133 206V207H132ZM136 206V207H137ZM6 207H8V208H6ZM89 208H91L90 206H88ZM108 207H110L111 208V210H114V211H109V209H108ZM130 206H128V208H129ZM140 207H137V208H139V210L138 211H140L141 212V209H143V208H140ZM59 210H58V209ZM73 208L75 209V210H73ZM77 208H79V210H82V211H79ZM98 208H100L101 209V211L103 212L100 216H99V214L101 213V211H100V209H98ZM127 208V210H133V208H134V204H132L131 205V208H129L128 209ZM137 208H134V210L136 209L137 210ZM11 209V210H12ZM17 209V210H16ZM23 209V210H22ZM62 209V210H61ZM70 209V210H69ZM145 209V208H144ZM21 211V212H24V213H21V212H19V211ZM44 212H43V211ZM61 210V211H60ZM77 210H78V212H77ZM99 210V211H98ZM103 210H105V211H103ZM19 213H18V212ZM51 211V212H50ZM84 211H86L85 213H83ZM32 212V213H31ZM72 212V213H71ZM100 212V213H99ZM105 212V213H104ZM143 212V211H142ZM144 212H145V210H144ZM143 212V213H144ZM26 213H28V214H26ZM31 213V214H30ZM34 213V214H33ZM61 213V214H60ZM73 213H75V214H73ZM137 212H135V214H136ZM19 214H20V218H19ZM80 214V215H79ZM88 216V218H87V216ZM94 214V215H93ZM105 214V215H104ZM138 214H140V213H138ZM138 214H136L137 216H140V217H144L142 214H140V215H138ZM18 215V216H17ZM21 215H23V216H21ZM28 215V216H27ZM65 215V216H64ZM91 215H93V217L95 216V215H97V216H95L94 218H89V217H92ZM115 215H117V218L119 217V219H120V222L117 220V218H116V216ZM119 215V216H118ZM132 215H134V214H132ZM163 215V214H162ZM26 216V217H25ZM69 216V217H68ZM135 216V215H134ZM18 217V218H17ZM60 217V218H59ZM79 217H77L78 219H79ZM16 218V219H15ZM31 219V220H29V219ZM65 218H66V220H65ZM19 221H18V220ZM22 219V220H21ZM92 219H93V222H92ZM95 219V220H94ZM129 219V220H128ZM33 220V221H32ZM115 220H117V221H115ZM142 220V219H141ZM154 219H152V223L153 222H155V220L153 221ZM29 221V222H28ZM110 221V222H109ZM136 221V220H135ZM137 221H139V220H137ZM27 222V223H26ZM54 222V223H53ZM111 222H112V224H111ZM115 222H117V224L118 223H120L119 225L120 226H117V224L115 223ZM16 223V224H17ZM21 223V224H22ZM53 223V224H52ZM68 223V224H67ZM88 223H85V224H88ZM90 223V224H91ZM89 224V226H91ZM96 224V223H95ZM95 224H93V225H95ZM116 226H115V225ZM121 224H122V226L124 225L125 226V228L124 227H122L121 226ZM92 225V226H93ZM127 225V226H126ZM194 224H192V226H193ZM35 226V227H34ZM96 226V225H95ZM195 226V225H194ZM31 227V228H30ZM129 227V228H128ZM204 227H206L205 225H204ZM90 228V227H89ZM128 228V229H127ZM193 228H197V227H193ZM40 229V230H39ZM38 230V231H37ZM34 231H32L33 233H34ZM112 231V230H111ZM113 231H112V233H113ZM131 232H133L134 233V235L132 236V238H129V236L130 235H132L131 234ZM51 234V235H50ZM114 234V233H113ZM43 236V237H42ZM53 236V237H52ZM40 237L38 238V239H40ZM71 237V238H70ZM44 238V239H43ZM72 239V240H71ZM117 239V238H116ZM131 240V241H130ZM39 241V242H38ZM73 241V242H72ZM129 241V242H128ZM133 242V243H132ZM46 243V244H45ZM72 243V244H71ZM99 244V245H98ZM125 244V245H124ZM132 244H135V245H132ZM144 244V243H143ZM128 245H132V246H128ZM140 245L142 246V247H144V248H142L141 249V247H140ZM230 244H228V245H226V247H228ZM84 246V245H83ZM99 246V247H98ZM113 247H117V246H115V244H113L112 245V250L113 251H115L116 249L115 248H113ZM135 247V248H134ZM137 247V248H136ZM94 248V249H93ZM132 248V249H131ZM47 249V250H46ZM90 249H92V250H90ZM95 250V251H98V250ZM134 249V250H133ZM236 250H234V253H235V255H233L232 256V259L234 260L235 258H236V261L234 260V264H238V263H242V262H244V260H246L247 258H249L250 256H248L247 254H246V259H244L245 257L243 256V248H241V247H239L238 245H237V247L235 248ZM241 249V250H240ZM142 250V251H141ZM238 250V251H237ZM130 251V252H129ZM136 251H140L139 253L138 252H136ZM237 251V252H236ZM136 252V253H135ZM144 252H146L145 254H143ZM246 252V251H245ZM140 253H142V254H140ZM247 253V252H246ZM43 254V255H42ZM74 254H76V255H74ZM84 254V255H83ZM245 254V253H244ZM249 254V253H248ZM64 255V256H63ZM81 255H83V256H81ZM127 255V256H126ZM144 255L146 256V255H148V257L146 256L145 258H144ZM44 256V257H43ZM122 256V257H121ZM141 256H142V259H141ZM87 258V259H86ZM126 258V259H125ZM240 258V259H239ZM9 263L10 264H18L16 261H20L19 260V258H15V257H13V256H10L9 257ZM13 259H15V262H14V260ZM62 259V260H61ZM124 259V260H123ZM239 259V260H238ZM13 260V261H12ZM78 260V262H76ZM89 260V261H88ZM147 260H149V261H147ZM63 261V262H64ZM125 261V262H124ZM227 261V260H226ZM226 261H224V260H222L221 262H223L222 264H224ZM239 261H241V262H239ZM150 262V263H149ZM152 262V263H151ZM198 262H199V260H198ZM206 262V263H205ZM43 263H45V261L43 262ZM207 264V261H200V263L199 264ZM228 262H226L225 264H227ZM232 264H233V261L231 262ZM208 264H210L209 262H208ZM229 264V263H228Z\"/></svg>",
    "mask_w": 264,
    "mask_h": 264
}]
</instances>
